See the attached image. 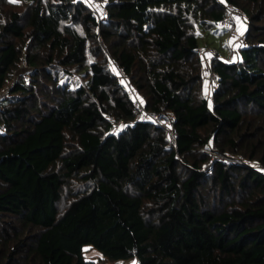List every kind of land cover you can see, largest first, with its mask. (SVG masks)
I'll list each match as a JSON object with an SVG mask.
<instances>
[{
	"label": "trees",
	"instance_id": "obj_1",
	"mask_svg": "<svg viewBox=\"0 0 264 264\" xmlns=\"http://www.w3.org/2000/svg\"><path fill=\"white\" fill-rule=\"evenodd\" d=\"M98 1L0 0V264H264V0ZM228 5L247 46L212 104L199 28Z\"/></svg>",
	"mask_w": 264,
	"mask_h": 264
},
{
	"label": "built area",
	"instance_id": "obj_2",
	"mask_svg": "<svg viewBox=\"0 0 264 264\" xmlns=\"http://www.w3.org/2000/svg\"><path fill=\"white\" fill-rule=\"evenodd\" d=\"M243 14V11L235 7L233 5H228L226 9V15L223 18L221 24L227 28L230 29V38L227 44V47L230 49V52H234L235 48L239 50L242 47L247 46V40L244 35H242L241 30H240V23L239 19L241 18ZM236 46V47H235ZM201 51H203L201 49ZM232 55V54H231ZM216 55H213V58L209 59V83H208V92L209 99L214 103V93L218 89L219 81L218 77L215 74V72L212 69V61ZM231 58V57H230ZM231 59H228L230 61ZM131 95L133 96L135 100V104L139 110V115L138 119L154 123L155 125L159 126L162 128L165 132L167 137L169 138L171 143H176V138H175V130L173 127V120H174V115L172 114H166V113H161V112H151L148 111L144 105V103L141 101V99L137 96V94L131 89L130 90ZM5 96L4 93H0V96ZM1 128V126H0ZM205 152L208 154H211L210 156V161H209V166L214 165L216 163H225V164H241L245 163L244 159L242 158H237L233 156H228V155H223L222 153L218 152L215 150V147L210 146L207 149H205ZM218 152L216 157L212 155V153ZM262 171V170H261ZM264 174V171H262Z\"/></svg>",
	"mask_w": 264,
	"mask_h": 264
},
{
	"label": "rangeland",
	"instance_id": "obj_3",
	"mask_svg": "<svg viewBox=\"0 0 264 264\" xmlns=\"http://www.w3.org/2000/svg\"><path fill=\"white\" fill-rule=\"evenodd\" d=\"M95 11L97 12L98 16L101 19H104L106 17V9H105V2L104 1H98V0H85ZM17 2V0H15ZM6 3L12 4L11 0H6ZM240 23V30L242 35L246 37V30L248 27L246 16L243 12L241 18L239 19ZM230 29L223 26L221 23L217 24L214 28L205 30L203 28H199V35H198V43L203 51H201L202 58L205 62V86H206V93L207 97L210 92H208V83H209V59L213 58V55H217L221 59H236L237 57V49L235 48L234 52H230V49L227 47L229 38H230ZM247 40V39H246ZM236 47V46H235ZM205 51L208 53H205ZM232 54V55H231ZM231 57V58H230ZM212 66V64H211ZM21 73H27L26 72V66L22 68ZM215 94V93H214ZM1 97V96H0ZM213 104V102L211 101ZM210 146L215 147V150L219 152V149L216 147L214 143H211ZM205 152V150H204ZM214 152L212 155L214 157L218 156L217 153ZM206 153V152H205ZM207 154V153H206ZM208 156H211V154H207ZM216 155V156H215ZM243 159V158H242ZM87 259L91 261H96L97 264H101V257L102 255L96 251V250H88L87 251ZM118 264H139L137 259H129L122 261Z\"/></svg>",
	"mask_w": 264,
	"mask_h": 264
},
{
	"label": "snow or ice",
	"instance_id": "obj_4",
	"mask_svg": "<svg viewBox=\"0 0 264 264\" xmlns=\"http://www.w3.org/2000/svg\"><path fill=\"white\" fill-rule=\"evenodd\" d=\"M11 2H15V0H11Z\"/></svg>",
	"mask_w": 264,
	"mask_h": 264
},
{
	"label": "crops",
	"instance_id": "obj_5",
	"mask_svg": "<svg viewBox=\"0 0 264 264\" xmlns=\"http://www.w3.org/2000/svg\"><path fill=\"white\" fill-rule=\"evenodd\" d=\"M205 53H207L206 51H205ZM208 54V53H207Z\"/></svg>",
	"mask_w": 264,
	"mask_h": 264
}]
</instances>
